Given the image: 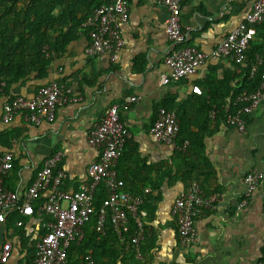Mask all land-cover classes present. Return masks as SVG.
Returning <instances> with one entry per match:
<instances>
[{
    "label": "crops",
    "instance_id": "0c3cea01",
    "mask_svg": "<svg viewBox=\"0 0 264 264\" xmlns=\"http://www.w3.org/2000/svg\"><path fill=\"white\" fill-rule=\"evenodd\" d=\"M255 1L185 0L180 13L187 34L183 46L213 49L245 21ZM126 2L129 21L123 28L125 46L116 63H111L107 54L89 59L85 53L89 37L78 33L54 57L47 80L31 76L0 96V156L6 152L13 155L5 187L23 194L44 161L61 152L62 189L77 191L88 182V166L98 159L99 152L89 144L96 124L111 106L135 96L139 101L120 111L121 122L132 139L116 171L119 178L130 179L133 186H138L133 191L128 185L130 192L149 190L145 195L149 215L146 211V234L138 264H258L264 249V102L245 118L244 132L217 120L204 121L206 125L198 120L203 102L227 113L237 104L239 89L250 92L243 77L247 61L210 60L189 80L164 85L161 77L169 73L164 60L173 50L164 27L167 12L156 0ZM250 39L249 49H259L264 56V25L252 28ZM53 82H61L69 97L75 99L57 110L54 122L33 126L20 117L3 121L5 101L15 96L30 98L41 85ZM192 85L202 89L200 99L191 91ZM160 106L170 107L177 117L182 115L191 132L201 135L192 139L186 158L178 155L185 153L176 148L180 146L179 137L172 146L155 142L148 133ZM252 171L262 174L263 179L240 207L243 179ZM193 182L206 197L214 199L213 208L195 219L198 240L181 248L171 210L178 194ZM46 197L43 194L40 201ZM9 216L0 223V251L9 242L12 250L7 264L29 262L45 220L24 218L21 231Z\"/></svg>",
    "mask_w": 264,
    "mask_h": 264
},
{
    "label": "built area",
    "instance_id": "2783aa9c",
    "mask_svg": "<svg viewBox=\"0 0 264 264\" xmlns=\"http://www.w3.org/2000/svg\"><path fill=\"white\" fill-rule=\"evenodd\" d=\"M184 2L185 0H156V3L167 12L164 27L168 41L173 46V50L164 60L169 73L162 75V84L189 80L210 60L229 59L236 63L247 61L251 29L264 25V0H256L245 21L230 30L209 51L181 47L187 38L180 19ZM128 21L129 8L126 0H109L108 3L96 8L80 26L88 30L89 43L85 51L86 56L94 59L107 54L109 61L116 63L125 46L123 28ZM259 67H264L262 54L255 56L250 77L255 76ZM6 88V82L0 79V96ZM191 91L198 96L203 95L202 89L197 85H192ZM72 101L75 99L69 97L65 86L61 82H53L41 87L30 98L15 96L5 101L2 106V119L8 122L20 117L25 123L33 126H39L43 122L52 123L56 118L57 110ZM138 101V97H127L120 105L111 106L96 124L90 135L89 144L99 152L98 159L87 168L88 182L75 192L68 193L62 189L64 174L59 169L63 159L61 152L51 155L44 161L32 183L21 195L4 185L5 177L13 168V155L9 152L1 154L0 223H4L7 215L16 211L21 218L15 223L17 227L23 226L24 218L35 216L44 218L42 226L47 229L45 234L39 233L36 237L33 259L23 264H68V250L84 239L82 228L94 214V196L100 185L104 186L106 197L98 212L96 231L103 233L104 223L108 217L119 244L131 246L135 259L141 258V244L146 234L144 220L147 218V212L140 207L149 190L139 194L130 192L116 171L126 144L132 139L131 133L121 122L120 111ZM236 102L240 107L227 118L226 123L237 131L244 132L245 118L251 116L264 102V69L260 74L257 88L253 92H242L237 96ZM209 116L214 119L215 112L211 111ZM148 133L157 143L176 146L179 134V120L176 114L159 108ZM187 147V142L176 146L180 152H185ZM262 179V174L255 171L244 177V200L240 207L246 204V199L254 193ZM43 194H47V197L44 201H40ZM213 201V198L203 194L195 182L175 198L171 211L177 222V239L181 248H187L198 240L195 219L202 215L204 210L212 209ZM130 219L134 223V229L132 235L127 238ZM11 250L12 246L9 242L3 244L0 264H7ZM80 264L97 263L89 252L83 256ZM258 264H264V249Z\"/></svg>",
    "mask_w": 264,
    "mask_h": 264
},
{
    "label": "trees",
    "instance_id": "16d2710c",
    "mask_svg": "<svg viewBox=\"0 0 264 264\" xmlns=\"http://www.w3.org/2000/svg\"><path fill=\"white\" fill-rule=\"evenodd\" d=\"M108 2L109 0H0V79L4 80L7 84L5 90L31 76L35 80H47L54 57L62 53L67 44L78 33H82L88 37V30L81 28V24L96 8ZM184 46L182 45L181 47ZM261 52L259 49H248L247 51V68L243 77L247 81L246 86L251 87L250 92H253L259 85L260 74L264 69V67H259L255 76L250 77V70L254 65L255 56L261 54ZM50 84H43L39 89ZM242 91V89H239L236 97ZM195 96L199 99L202 97L196 94ZM203 104L204 109L199 114L200 118L198 120L205 125V122H209V120H217L219 123L227 126V118L240 107V104H236L227 113H220L218 110L213 109L209 102H203ZM159 108L171 110L170 107L166 106H160ZM159 108H157L156 113ZM211 111L215 112L214 119H211L209 116ZM203 116L204 119L202 118ZM177 118L179 119L178 145H182L186 141L189 143L185 153H178V155L181 158H186L189 154V146L193 144L192 139H198L201 135L191 132L188 120L182 117V115ZM129 142L126 144L125 149ZM121 179L126 186H132L133 191L134 187H138L136 184L133 186L134 182L130 179L124 177ZM135 192L134 194L142 193L143 188L142 190L136 189ZM105 197L104 186L100 185L94 196V214L90 216L89 221L82 228L84 239L80 244L73 245L68 250V264H80L83 256L89 252H91V256L97 264H138L132 247L126 244H119L108 217L104 223L103 233L96 231L98 212ZM140 208L147 211L149 215L146 199ZM10 215L9 219H11L12 224L21 219L16 211H12ZM133 225L134 223L130 219L126 237L132 235ZM23 226L18 230L22 231ZM46 232L47 229L43 228L41 235ZM19 236L21 235L19 234ZM125 257H129V260L126 261Z\"/></svg>",
    "mask_w": 264,
    "mask_h": 264
},
{
    "label": "water",
    "instance_id": "95a60500",
    "mask_svg": "<svg viewBox=\"0 0 264 264\" xmlns=\"http://www.w3.org/2000/svg\"><path fill=\"white\" fill-rule=\"evenodd\" d=\"M118 264H120V263H118Z\"/></svg>",
    "mask_w": 264,
    "mask_h": 264
}]
</instances>
